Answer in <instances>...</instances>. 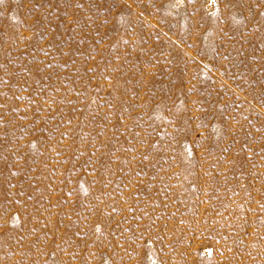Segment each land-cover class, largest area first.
Listing matches in <instances>:
<instances>
[{
	"label": "rangeland",
	"instance_id": "rangeland-1",
	"mask_svg": "<svg viewBox=\"0 0 264 264\" xmlns=\"http://www.w3.org/2000/svg\"><path fill=\"white\" fill-rule=\"evenodd\" d=\"M0 264H264V0H0Z\"/></svg>",
	"mask_w": 264,
	"mask_h": 264
}]
</instances>
